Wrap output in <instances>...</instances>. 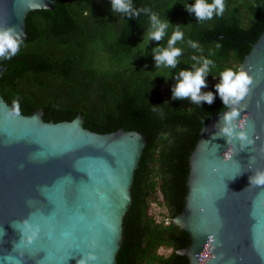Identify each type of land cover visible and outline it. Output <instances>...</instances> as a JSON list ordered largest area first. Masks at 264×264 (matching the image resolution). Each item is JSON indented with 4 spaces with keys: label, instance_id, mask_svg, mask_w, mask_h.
<instances>
[{
    "label": "trees",
    "instance_id": "1",
    "mask_svg": "<svg viewBox=\"0 0 264 264\" xmlns=\"http://www.w3.org/2000/svg\"><path fill=\"white\" fill-rule=\"evenodd\" d=\"M194 3L131 0L139 16L129 18L113 12L111 0H59L53 9L30 11V36L21 39L16 55L0 57L6 67L0 92L17 112L42 110L44 120L54 122L81 114L92 131L124 128L147 136L116 264L190 263L180 253L190 244V234L174 222L189 192L190 156L204 124L228 108L215 88L220 73L240 71L264 32V0H224L222 15L202 21L185 9ZM153 13L161 23H170L159 41L145 37L154 31ZM177 25L183 39L171 46L180 49L176 66L157 67L155 56L160 53L153 48L167 49ZM205 59L213 64H208L200 93L212 92L213 102L173 99L174 87L167 85L181 79L180 71L194 74ZM161 246L169 253H159Z\"/></svg>",
    "mask_w": 264,
    "mask_h": 264
},
{
    "label": "water",
    "instance_id": "2",
    "mask_svg": "<svg viewBox=\"0 0 264 264\" xmlns=\"http://www.w3.org/2000/svg\"><path fill=\"white\" fill-rule=\"evenodd\" d=\"M57 1L0 0V28L27 38V14ZM240 70L252 77L234 106L248 139L220 135L228 107L204 124L190 156L186 204L174 218L191 237L180 251L189 264H264V185L249 180L264 171V32ZM84 122L21 114L0 92V264H116L148 138Z\"/></svg>",
    "mask_w": 264,
    "mask_h": 264
},
{
    "label": "clouds",
    "instance_id": "3",
    "mask_svg": "<svg viewBox=\"0 0 264 264\" xmlns=\"http://www.w3.org/2000/svg\"><path fill=\"white\" fill-rule=\"evenodd\" d=\"M113 12H122L127 17H138L139 11L131 8V0H111ZM189 12H194L198 20L212 19L213 14L217 16L223 14L225 10L224 0H213L211 4H208L206 0H195V3L185 7ZM146 10H149L146 8ZM152 21V28L154 31H149L145 34L148 40L159 41L165 34V29L169 27V21L161 23L157 20V15L153 13L150 17ZM21 32H17L14 27L0 28V57L10 59L16 55L21 40ZM183 39V33L179 30V25L176 26V30L173 32L171 38L168 40V48L161 50L160 46L153 48V52H159V55L155 56L157 67L165 65L166 67L174 68L176 66V58L180 55L179 48H172L178 40ZM189 43H192L189 41ZM193 47H196L192 43ZM6 53H9L5 56ZM213 64V61L205 59L204 66L198 68L193 74L192 71L183 70L180 71L181 79L175 85L172 97L173 99L191 98L193 104H199L201 101H205L211 104L214 99L212 92H207L201 95L200 90L202 87H206L205 75L209 71L208 64ZM252 84V77L248 75L246 71H233L232 69H225L220 73V83L215 85L216 92L222 99L224 107H230L231 111L225 113L222 117L223 126L220 129V135L226 137L227 142H231L233 139H239L245 141L248 139L245 131H238L235 123L236 117L239 116V112L236 107L240 105V102L249 93V85ZM251 143V141H248ZM250 184L264 185V171H257L250 178ZM89 259H94L90 256ZM78 264H85V261L81 260Z\"/></svg>",
    "mask_w": 264,
    "mask_h": 264
},
{
    "label": "rangeland",
    "instance_id": "4",
    "mask_svg": "<svg viewBox=\"0 0 264 264\" xmlns=\"http://www.w3.org/2000/svg\"><path fill=\"white\" fill-rule=\"evenodd\" d=\"M176 83H177V81H175V82H173V83H171V84H168L167 85V87H174L175 88V85H176ZM158 204H152V206H151V210L153 211V209H155V208H157L158 206H157ZM166 221V223L168 222L167 221V219H165ZM158 252L159 253H163V254H168L169 253V250H168V248L167 247H165V246H161L160 248H159V250H158Z\"/></svg>",
    "mask_w": 264,
    "mask_h": 264
},
{
    "label": "built area",
    "instance_id": "5",
    "mask_svg": "<svg viewBox=\"0 0 264 264\" xmlns=\"http://www.w3.org/2000/svg\"><path fill=\"white\" fill-rule=\"evenodd\" d=\"M168 221V220H167ZM168 223V222H167Z\"/></svg>",
    "mask_w": 264,
    "mask_h": 264
}]
</instances>
